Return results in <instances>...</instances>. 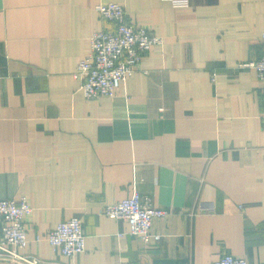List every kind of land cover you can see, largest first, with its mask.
Returning a JSON list of instances; mask_svg holds the SVG:
<instances>
[{"label": "crops", "instance_id": "obj_1", "mask_svg": "<svg viewBox=\"0 0 264 264\" xmlns=\"http://www.w3.org/2000/svg\"><path fill=\"white\" fill-rule=\"evenodd\" d=\"M108 1L163 42L115 96L87 98L76 71L92 33L115 28L99 12ZM175 1L0 0V198L32 206L21 253L64 264L233 253L264 264V86L239 65L264 54V0ZM137 191L167 210L152 220L158 240L104 214ZM73 216L86 249L69 257L46 234Z\"/></svg>", "mask_w": 264, "mask_h": 264}, {"label": "built area", "instance_id": "obj_2", "mask_svg": "<svg viewBox=\"0 0 264 264\" xmlns=\"http://www.w3.org/2000/svg\"><path fill=\"white\" fill-rule=\"evenodd\" d=\"M99 12L101 17L113 23L115 28L93 32L90 50L78 64L76 75L81 79L79 88L87 98L115 96L121 81L131 77L136 69L140 68L146 52L153 44L163 42V38L151 31L149 26L133 23L128 19L125 6L121 2H103L99 6ZM239 65L257 72L259 82L264 86V54L259 58L239 62ZM215 75L214 73V77ZM32 210L27 196H22L19 200L0 198V258L19 264H64L19 251L29 245L25 217ZM166 213L165 208L155 205L150 194L141 191L107 204L104 209L105 215L126 218L129 224L126 232L145 241L160 238L159 233L152 231V220ZM46 238L55 251L69 257H74L86 249L84 225L82 218L78 216L58 222L56 227L46 234ZM210 264L263 263L252 262L246 255L227 253Z\"/></svg>", "mask_w": 264, "mask_h": 264}]
</instances>
